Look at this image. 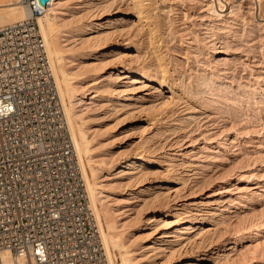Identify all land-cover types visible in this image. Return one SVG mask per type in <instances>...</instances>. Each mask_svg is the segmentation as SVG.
I'll return each instance as SVG.
<instances>
[{
    "label": "rangeland",
    "instance_id": "374dc122",
    "mask_svg": "<svg viewBox=\"0 0 264 264\" xmlns=\"http://www.w3.org/2000/svg\"><path fill=\"white\" fill-rule=\"evenodd\" d=\"M53 7L104 205L136 263L264 264V0Z\"/></svg>",
    "mask_w": 264,
    "mask_h": 264
},
{
    "label": "built area",
    "instance_id": "2783aa9c",
    "mask_svg": "<svg viewBox=\"0 0 264 264\" xmlns=\"http://www.w3.org/2000/svg\"><path fill=\"white\" fill-rule=\"evenodd\" d=\"M0 26V264H108L36 17Z\"/></svg>",
    "mask_w": 264,
    "mask_h": 264
},
{
    "label": "bare ground",
    "instance_id": "6f19581e",
    "mask_svg": "<svg viewBox=\"0 0 264 264\" xmlns=\"http://www.w3.org/2000/svg\"><path fill=\"white\" fill-rule=\"evenodd\" d=\"M54 4L55 0H48V5L36 17V21L45 42L47 55L62 101L74 150L85 180L87 197L99 224L100 237L105 248L107 262L108 264H120L118 262L120 260L121 264H138L133 259L132 253L124 246L119 238L117 227L104 205V197L107 195L103 194L100 185L97 183L96 164L92 158L89 147L90 142L84 131L85 122L80 115L75 113L74 109L76 105L74 100L78 93L76 86L73 85L75 76L70 75L64 69V53L59 47L60 45L55 35L56 18L51 16L55 12ZM27 17L28 11L23 0H14L11 3L0 5V26L21 21ZM140 78L144 79L145 76L141 75Z\"/></svg>",
    "mask_w": 264,
    "mask_h": 264
},
{
    "label": "water",
    "instance_id": "95a60500",
    "mask_svg": "<svg viewBox=\"0 0 264 264\" xmlns=\"http://www.w3.org/2000/svg\"><path fill=\"white\" fill-rule=\"evenodd\" d=\"M41 5H45L48 0H38Z\"/></svg>",
    "mask_w": 264,
    "mask_h": 264
}]
</instances>
